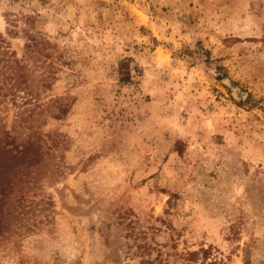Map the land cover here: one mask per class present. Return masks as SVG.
<instances>
[{
  "label": "rangeland",
  "instance_id": "rangeland-1",
  "mask_svg": "<svg viewBox=\"0 0 264 264\" xmlns=\"http://www.w3.org/2000/svg\"><path fill=\"white\" fill-rule=\"evenodd\" d=\"M0 18L19 57L29 37L48 53L27 58L38 106L0 97V129L46 150L0 264H201L210 246L264 264V0H0Z\"/></svg>",
  "mask_w": 264,
  "mask_h": 264
},
{
  "label": "trees",
  "instance_id": "trees-1",
  "mask_svg": "<svg viewBox=\"0 0 264 264\" xmlns=\"http://www.w3.org/2000/svg\"><path fill=\"white\" fill-rule=\"evenodd\" d=\"M26 23L30 24V17H26ZM13 28L9 34L16 36L20 32L28 34L29 28L19 27V21H14ZM25 54L21 58L12 49L6 38L0 36V97L5 102H11L16 107L38 106V93L32 87L30 80V69L27 58L34 57L38 61L42 59L38 54H45V42L35 37H29L25 44ZM45 61L42 62V65ZM49 66V65H48ZM122 80L130 79L129 61L120 63ZM66 109L56 115L57 118L64 116ZM0 236L3 235L14 221H20V213H16L17 205L14 199L21 201L23 195L13 196L15 191H21L26 186H31L39 175V167L45 160L46 150L44 139L40 131L35 129L32 133L20 140L17 128L11 130L0 129ZM20 140V141H19ZM150 247L142 246L141 254H149ZM188 260H201V264H232L231 258L223 255L219 250L214 251L213 247L202 248L199 251L189 252ZM157 260L159 264H165L162 254L158 253L153 260L144 263L151 264ZM246 259L245 264H250Z\"/></svg>",
  "mask_w": 264,
  "mask_h": 264
},
{
  "label": "bare ground",
  "instance_id": "bare-ground-1",
  "mask_svg": "<svg viewBox=\"0 0 264 264\" xmlns=\"http://www.w3.org/2000/svg\"><path fill=\"white\" fill-rule=\"evenodd\" d=\"M0 25H2V21H1V18H0Z\"/></svg>",
  "mask_w": 264,
  "mask_h": 264
}]
</instances>
